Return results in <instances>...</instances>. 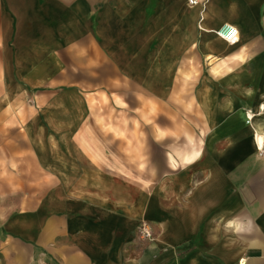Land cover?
I'll return each mask as SVG.
<instances>
[{"label": "crops", "instance_id": "1", "mask_svg": "<svg viewBox=\"0 0 264 264\" xmlns=\"http://www.w3.org/2000/svg\"><path fill=\"white\" fill-rule=\"evenodd\" d=\"M202 1L0 0V264H264V0Z\"/></svg>", "mask_w": 264, "mask_h": 264}, {"label": "built area", "instance_id": "2", "mask_svg": "<svg viewBox=\"0 0 264 264\" xmlns=\"http://www.w3.org/2000/svg\"><path fill=\"white\" fill-rule=\"evenodd\" d=\"M190 6H195L199 4H203L202 0H187ZM217 35L222 39H225L227 43H234L238 40V30L231 25H226L220 30H218ZM140 234L143 239H151L153 237V233L149 228L148 224L142 222L140 225ZM238 264H245L244 258L239 259Z\"/></svg>", "mask_w": 264, "mask_h": 264}, {"label": "rangeland", "instance_id": "3", "mask_svg": "<svg viewBox=\"0 0 264 264\" xmlns=\"http://www.w3.org/2000/svg\"><path fill=\"white\" fill-rule=\"evenodd\" d=\"M130 95H133V94H127V97L129 98L130 97ZM103 96V95H102ZM134 96V95H133ZM92 100V99H91ZM107 113H108V110H107ZM146 130H145V128H140V125H138V132L139 133H143V132H145ZM123 133H124V130H123ZM0 168H2V166L0 165ZM2 175H3V173H2V170L0 169V177H2ZM29 190H32V189H25V191L27 192V191H29ZM33 191V190H32ZM9 192L10 193H13V194H17V189H10L9 190ZM7 193V190H3V189H1L0 188V201H1V198L2 197H5V196H3V194H6ZM13 196V195H12ZM6 198V197H5ZM1 206V205H0ZM13 207H16L15 205H10V208H13Z\"/></svg>", "mask_w": 264, "mask_h": 264}, {"label": "bare ground", "instance_id": "4", "mask_svg": "<svg viewBox=\"0 0 264 264\" xmlns=\"http://www.w3.org/2000/svg\"><path fill=\"white\" fill-rule=\"evenodd\" d=\"M224 40H225V39H224ZM260 109H261V110H264V107L260 106ZM260 136H261V135H260ZM260 138L262 139V138H264V137H260ZM261 139H260V140H261ZM258 142H259V140H258ZM262 144H264V143H262Z\"/></svg>", "mask_w": 264, "mask_h": 264}]
</instances>
